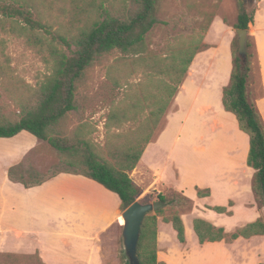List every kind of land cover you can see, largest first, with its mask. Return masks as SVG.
<instances>
[{"label": "trees", "instance_id": "obj_1", "mask_svg": "<svg viewBox=\"0 0 264 264\" xmlns=\"http://www.w3.org/2000/svg\"><path fill=\"white\" fill-rule=\"evenodd\" d=\"M250 1L249 13L244 0H240V9L234 25V30L247 31L246 55L244 59L238 55V39L235 35L231 43L230 81L223 89L222 104L225 111L235 116L239 129L249 138L246 164L254 172L252 192L264 207V123L248 93L250 59L253 57L249 49L251 47L254 49L253 39L248 35V30L256 11V7L252 8L254 0ZM123 2L130 3L136 9L126 17L110 13L104 2L90 0L89 4L95 5L100 11V18L88 30H82L78 35L72 36L70 32L53 31L48 24L43 23L33 0H0V36H8L7 24H11L10 32H18L24 38V42L46 46L55 54L52 72L45 81L33 87L23 86L32 92L23 90L16 100L19 119H13V116L0 118V139H10L23 131L27 132L37 140L48 143L58 153L62 163L81 167L75 168L77 169L75 171H61L51 177L30 181L28 179L36 174L34 171L28 174V179L20 176L15 180L10 168L8 177L12 182L29 189L42 185L60 173L81 175L116 194L120 200L121 212L137 202L143 193L133 182L130 174L152 141L153 131L157 129L177 88L183 82L191 61L205 48L204 35L190 42L186 48L171 50V59L166 56V60H162L161 67L166 61L168 71L166 68V82H158L159 95L148 104H142V110L138 109L139 104H134L130 110L135 112L131 114L130 119H126L125 115L120 119L116 117L112 121L115 125L113 128L105 127L104 143L98 144L91 138V125L86 120L79 118L80 121L74 123L76 126L71 122V119H74L72 113L78 110L79 104L84 105L89 100L87 95L92 82H87L88 69L93 68L95 62H98L101 63L99 71H105L102 62L108 60L107 58L115 52L137 58L143 57L146 39L157 24L158 0ZM211 21L212 19L203 34L207 32ZM4 45L5 40L0 37V55ZM59 47L65 48L68 53L61 51ZM1 75L3 73L0 69V79ZM125 82L107 83L112 89L120 90ZM65 127L69 130L64 129ZM83 131L87 133L83 134ZM195 191L200 199L210 195L209 189L195 187ZM177 196L181 202L189 206V210H192V200L180 192ZM157 199L163 207L155 215L146 216L143 220L137 246L138 264H161L157 260V217L162 216L164 207L169 206L170 202L162 194H158ZM209 209L217 214L231 215L226 207L216 206ZM162 220L165 224L171 225L178 243L185 245V228L179 213H172L169 218L164 217ZM192 227L200 245L220 241L233 243L238 238L264 236V224L260 218L229 233L202 219H195ZM13 257H15L13 254H2L0 264H12L10 261ZM39 261L43 264L40 259ZM121 262L130 264L125 249L121 254Z\"/></svg>", "mask_w": 264, "mask_h": 264}, {"label": "crops", "instance_id": "obj_2", "mask_svg": "<svg viewBox=\"0 0 264 264\" xmlns=\"http://www.w3.org/2000/svg\"><path fill=\"white\" fill-rule=\"evenodd\" d=\"M255 7L248 35L254 43L261 93L252 99L264 123V0H254L252 8ZM237 16L238 13L227 19L219 15L213 17L204 34L205 48L191 61L183 82L177 88L157 129L153 131L152 141L130 174L133 182L141 189L145 176L153 186L165 183L158 168L159 156L164 154L177 174L174 173L177 181L182 176H188L192 169L189 166L190 154L195 157L199 152L203 158V179L193 180L188 187L183 185L175 188L193 202L195 197L197 200H204V212L208 213L204 218L198 219L223 228L228 233L260 218L259 211L253 206L254 172L246 164L249 138L239 129L235 116L226 112L222 104L223 89L229 84L232 70L231 43L235 37L234 25ZM142 84H146L144 87L148 89L147 97L149 93L150 96L155 95L150 101L158 95L153 93L158 82L146 81ZM184 105L187 108L183 110ZM184 112L188 124V151L181 154L166 142L173 122ZM204 134L211 137L204 140L202 147H197V137ZM5 141L13 142L14 154H18L13 164L21 162L23 156L35 149L40 142L24 131ZM174 141H178V136L174 137ZM17 146L24 149L19 152ZM186 156L187 165H184L182 162ZM11 166L12 164L5 166V174L0 180V253H35L43 264H105L101 238L109 228L120 225V200L117 195L86 177L71 173H60L40 186L26 189L23 185L9 180L8 169ZM195 187L209 189L210 195L198 198ZM230 202L232 206L228 207ZM216 206L226 207L231 215L217 214L209 209ZM240 206L253 211V215L242 225L228 231L227 226L236 218ZM247 212L248 215L251 213ZM183 225L185 228L184 222ZM163 226L171 227L170 224ZM24 238H29L32 242H26ZM239 241L248 239L238 238L232 244H226L225 241L203 245L198 241L197 243L204 247L222 248L225 254L219 259L221 263L234 264L228 248ZM160 242L161 229L157 223L158 262L184 263L185 254H182L179 261L172 260L171 254L161 255ZM217 260L208 257L207 264H213Z\"/></svg>", "mask_w": 264, "mask_h": 264}, {"label": "rangeland", "instance_id": "obj_3", "mask_svg": "<svg viewBox=\"0 0 264 264\" xmlns=\"http://www.w3.org/2000/svg\"><path fill=\"white\" fill-rule=\"evenodd\" d=\"M33 2L41 14L40 18L43 23L48 24L53 31L70 32L72 36L78 35L82 30H88L100 18V11L97 10L95 5L89 4L90 0H33ZM96 2H104L110 13H117L124 17L136 10L135 6L123 2V0H96ZM239 3L240 0H158L157 24L146 39L143 57L137 58L115 52L107 58L108 60L101 61L105 65V71H99L101 63L95 62L96 67L94 65L87 72V82H92V87L87 95L89 100L84 105L79 104L78 110L72 113L74 119H71V122L73 125L76 126L77 121H80L79 118L86 120L91 125V138L98 144H103L105 127L113 128L115 125L112 121L116 117L120 119L121 116L125 115L126 119H130L131 114L135 112V110H130L134 104H139L138 109L141 108L142 110V104H148L150 98L155 96H150V93H147L149 97L146 96L148 89L144 87L146 84L143 85L142 82H166L167 63H163V67L161 65L162 60H166V56L170 58L171 50L186 48L190 42H194L197 38L203 36V31L214 16L219 15L227 19L230 15L239 13ZM244 3L245 8L250 13L251 1L244 0ZM7 30L8 36H0L5 40L0 55V69L3 73L0 79V118L13 116V119H19L20 114L16 100L23 90H27L23 86L33 87L39 82H44L52 72L55 54L52 49L46 48V46L24 42V38L18 32H10L11 24H7ZM59 49L68 53L65 48L59 47ZM249 52L253 54L250 59L251 71L248 82V93L252 99L259 96L261 92L253 47L249 49ZM163 56L165 57L163 58ZM113 80L117 82L127 81L122 86L123 88L118 90L112 89L111 85L107 83L114 82ZM153 90V93L158 94L159 83ZM29 92H32V90ZM146 97L147 101H145ZM185 108H187L186 105L183 106V110ZM178 116V119L172 124L166 144L174 146V149L182 154L188 151V124L185 119L186 112L180 113ZM64 129L69 130L68 127ZM86 133L87 131H83V134ZM176 136H178L177 142L174 141ZM209 137L211 135L208 134L198 136L197 147H202L204 140ZM198 142L201 144H198ZM21 149L24 148L17 146V151L20 152ZM14 153L13 142L0 139V180L5 174V166L8 164H12L10 168H12L11 173L15 180L19 179L20 176L28 179V174L34 171L36 174L33 178L28 179L29 181L51 177L61 171L81 169L79 166L72 167L62 163L58 153L46 142L40 141L37 147L24 155L22 161L17 164H13L18 155ZM186 161L187 156L182 163L187 165ZM189 161V166L192 168L190 173L188 176H182L176 181L175 171L168 164L166 156L164 154L159 156L158 168L161 170L166 184L153 186L146 176L143 177V193L137 202L142 204L157 202L158 194H162L169 199L170 205L165 206L162 216L157 217V223H159L161 229V255L171 254L172 260L179 261L182 254H185L186 259L183 260L184 263L182 264H207L208 257L218 259L213 264H222L219 259L224 256V250L198 245L193 232V221L199 217L204 218L205 214L208 213L204 212V200H197L195 197L192 210H189V206L181 202L177 196L179 191L176 190L175 186L181 187L184 185L188 187L193 180L203 179L202 154L197 152L195 157L190 154ZM254 198L255 204L253 206L259 211L260 220L264 224V207L255 195ZM231 206L232 203L228 205V207ZM238 211L234 221L227 226L228 231L242 225L249 216L253 215V211L247 210L243 206H240ZM247 211L251 213L248 215ZM175 212L179 213L182 222L185 223V245L178 243L170 226H168L170 229L163 226L165 223L162 219L164 217L169 218ZM153 215L155 214L152 213L148 216ZM119 224L109 228L101 238L105 264H123L121 254L124 247L120 218ZM23 240L32 242L29 238ZM228 249L232 254L234 264H264V236L263 238L254 237V239L249 238L248 241H239L229 246ZM2 254L15 255L11 258L13 259L10 261L12 264H41L35 253L22 254L6 251L0 253V258Z\"/></svg>", "mask_w": 264, "mask_h": 264}, {"label": "water", "instance_id": "obj_4", "mask_svg": "<svg viewBox=\"0 0 264 264\" xmlns=\"http://www.w3.org/2000/svg\"><path fill=\"white\" fill-rule=\"evenodd\" d=\"M235 35L238 39V55L245 58L246 55V38L247 31L235 30ZM163 207L161 202L145 203L135 202L127 209L121 212L120 217L123 220L121 225V236L123 247L129 258L130 264H138L137 261V246L140 236V229L143 220L149 214L156 212Z\"/></svg>", "mask_w": 264, "mask_h": 264}, {"label": "bare ground", "instance_id": "obj_5", "mask_svg": "<svg viewBox=\"0 0 264 264\" xmlns=\"http://www.w3.org/2000/svg\"><path fill=\"white\" fill-rule=\"evenodd\" d=\"M120 220H121V225L123 224V220H122V218L120 217Z\"/></svg>", "mask_w": 264, "mask_h": 264}]
</instances>
